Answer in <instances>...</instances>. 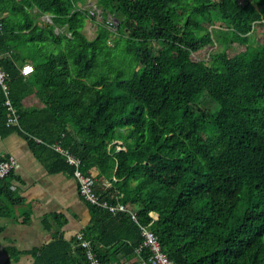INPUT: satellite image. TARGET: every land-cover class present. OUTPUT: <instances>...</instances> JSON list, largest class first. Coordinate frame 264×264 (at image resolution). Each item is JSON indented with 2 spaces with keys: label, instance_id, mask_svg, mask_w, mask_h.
I'll return each mask as SVG.
<instances>
[{
  "label": "trees",
  "instance_id": "trees-1",
  "mask_svg": "<svg viewBox=\"0 0 264 264\" xmlns=\"http://www.w3.org/2000/svg\"><path fill=\"white\" fill-rule=\"evenodd\" d=\"M85 2L0 0L1 63L20 115L9 128L25 131L52 171L73 173L51 147L60 142L102 200L136 213L87 202L82 232L103 262L139 264L148 227L173 264H264V38L254 44L264 0H97L101 21ZM227 41L231 54L194 58ZM32 78L45 106L26 111ZM4 100L0 87L7 124ZM56 221L35 264H90Z\"/></svg>",
  "mask_w": 264,
  "mask_h": 264
},
{
  "label": "crops",
  "instance_id": "crops-1",
  "mask_svg": "<svg viewBox=\"0 0 264 264\" xmlns=\"http://www.w3.org/2000/svg\"><path fill=\"white\" fill-rule=\"evenodd\" d=\"M31 82L22 104L26 111L45 106L36 94V78ZM4 123L0 115V162L13 157L16 166L0 182V264H35L36 250L53 238L56 217L72 237L92 222V214L73 173L52 171L50 158L35 152L25 131ZM8 191L16 202H10ZM135 261L137 257L126 264Z\"/></svg>",
  "mask_w": 264,
  "mask_h": 264
},
{
  "label": "built area",
  "instance_id": "built-area-1",
  "mask_svg": "<svg viewBox=\"0 0 264 264\" xmlns=\"http://www.w3.org/2000/svg\"><path fill=\"white\" fill-rule=\"evenodd\" d=\"M51 20L49 16H47ZM34 73V67L31 64H26L22 67V74L25 77H29ZM9 73L4 69L1 63L0 57V87L5 95L4 105L8 108L9 117L7 120L8 126H20L19 125V111L18 108L13 104L11 99V89L7 80ZM55 151L61 154L67 161V163L74 168L73 175L79 181L80 194L84 200L88 203L99 205L102 208L108 209L111 213L118 211H129L132 219L137 221V215L133 212L129 205L126 204H111L107 200H102L94 190L95 179L88 174H84L81 166L82 162L79 157L74 155L68 149L64 148L60 142H55L51 146ZM118 150H124L119 142ZM16 160L13 157H9L0 162V181L6 178L10 172L15 168ZM157 217V215L155 216ZM142 235L144 237L143 242L136 248V255L139 257V264H173L168 256L163 252L158 237L148 227H142ZM76 241L79 246L86 249V257L90 264H120L118 262L108 263L103 262L94 247L92 246L89 239H87L82 231L76 234ZM146 250V258H142V254Z\"/></svg>",
  "mask_w": 264,
  "mask_h": 264
},
{
  "label": "rangeland",
  "instance_id": "rangeland-1",
  "mask_svg": "<svg viewBox=\"0 0 264 264\" xmlns=\"http://www.w3.org/2000/svg\"><path fill=\"white\" fill-rule=\"evenodd\" d=\"M234 1L238 2V4L240 6L245 7V6H247V4L249 3L250 0H234ZM83 7L84 8H89L92 12H95L97 14L98 21L102 20L101 9L97 8V0H86V2H85ZM42 19L44 21H47L48 23H51V20L49 18H47V16H45ZM88 23L89 24H88V27L85 29V33L90 39H93L96 36V34H97V28H96L97 26L92 21L91 22L89 21ZM217 27L218 26L213 27V29L216 30V29H218ZM201 33H203V32H201ZM229 33L230 32H225L224 35L225 36H230ZM263 38H264L263 32L259 31V33L254 38L255 39L254 40V44L257 45L258 42L261 41ZM110 43L113 45V41L112 40L110 41ZM223 48H227L228 53H230V54H231V52H233L232 51V43L230 41H227V42H225L223 44H219L218 46H207V47H204L203 49H201L200 51H198L197 53L194 54V58L197 59V60L210 62L211 61V59H210L211 52L216 51V50H221ZM206 98L208 100H210L208 102L209 107H213L214 104L211 101V99H209L208 97H206Z\"/></svg>",
  "mask_w": 264,
  "mask_h": 264
}]
</instances>
